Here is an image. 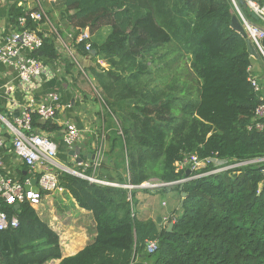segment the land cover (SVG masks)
I'll list each match as a JSON object with an SVG mask.
<instances>
[{"label":"trees","instance_id":"16d2710c","mask_svg":"<svg viewBox=\"0 0 264 264\" xmlns=\"http://www.w3.org/2000/svg\"><path fill=\"white\" fill-rule=\"evenodd\" d=\"M16 1L9 9L11 25L18 28V18L27 14L26 29L42 39L30 55L51 65L61 58L62 30L51 24L49 12V24L32 21L29 13L38 8L27 10ZM54 4L72 40L83 31L91 35L90 51L84 44L73 46L90 61L84 73L105 111L103 138L96 143L102 146L98 166L89 161L88 167H77L84 177L56 172L58 187L92 214L96 237L62 258L58 235L27 201L15 209L0 199V210L17 219L15 228L0 231V264H264V132L254 119L262 93L251 85L246 40L230 27L238 17L232 0ZM242 11L249 18L248 10ZM65 63L67 74L78 70ZM31 128L54 137L61 131L36 114ZM192 156L239 165L172 186L139 188L218 168L209 163L186 176L188 167L177 170L175 164ZM23 171L30 170L24 165ZM36 175L26 173L21 183ZM171 191L185 198L167 218L173 223L170 232L137 215L136 195ZM151 241L156 249L148 254Z\"/></svg>","mask_w":264,"mask_h":264},{"label":"crops","instance_id":"0c3cea01","mask_svg":"<svg viewBox=\"0 0 264 264\" xmlns=\"http://www.w3.org/2000/svg\"><path fill=\"white\" fill-rule=\"evenodd\" d=\"M15 1L16 0H2L0 4V46L4 44L7 36L15 30L9 19V9ZM45 1L50 8H52L50 10L48 9L50 19L52 17L54 18V10H58L54 4L55 2L49 0ZM248 13L250 22L264 29V25L259 20L251 18V13ZM61 27L63 32L62 40L69 43V36L71 33L64 25ZM106 34L107 29H102L101 35L105 37ZM59 54L61 58L51 65H46V71L40 78L38 89L35 91L34 95L42 97L51 92L58 93L61 106L58 110L57 121L54 123L60 126L62 130V125L65 122H71L82 132L80 140L72 149L75 151V157L62 151V149H66V147L62 143L61 131L56 137L51 134L48 135L52 137L58 147L56 162L73 171H75L77 167H88L89 161H92L94 166H98V162H100L101 159L100 150L102 146L100 143L98 147L96 143L102 141L103 138L105 111L99 100L98 93V99L91 98V96L86 94L84 88L86 84L84 83V85L81 79V81L77 80V71H80V69H71L70 74H67L65 62L70 61L65 56L62 48L59 50ZM78 58H80L79 55H77V59ZM82 60L84 61L85 58H82ZM84 66L88 67L89 65ZM84 66L79 64V67L83 70V73L80 71V74L88 79L84 73ZM249 71L251 77L257 81L262 93L261 98L264 99V59L259 53L258 58L255 59L251 57ZM86 81L88 84H91L89 82L90 80ZM22 88L23 87L19 85L16 79V73L12 65L5 64L0 66V157L2 162L0 177H6L16 182H21L24 175H26V173L30 174L31 172L23 171L24 164L17 158L13 151V140L4 125V121L13 124L21 106L28 100V94ZM92 91L96 92L95 89ZM87 103H90V108L85 106L88 105ZM89 141L90 146L88 145ZM103 148H105V146ZM76 158H80L81 162H77ZM165 194L167 198L171 200L170 205L160 198L161 193L154 195L140 193L136 195L137 205L135 209L137 215L143 220L153 219L157 221L158 218H161V222L157 223L167 226V218L171 216L177 209V206L180 205L179 200L181 201L182 197L175 191ZM34 209L39 218L58 235L62 258L73 256L87 245L93 243L96 232L92 214L79 208L70 194L64 189L60 188L53 193L43 194L40 204ZM58 262L59 261H51L46 264H57Z\"/></svg>","mask_w":264,"mask_h":264},{"label":"built area","instance_id":"2783aa9c","mask_svg":"<svg viewBox=\"0 0 264 264\" xmlns=\"http://www.w3.org/2000/svg\"><path fill=\"white\" fill-rule=\"evenodd\" d=\"M55 2L56 0H49ZM2 0H0V4ZM233 3V2H232ZM245 6L251 14H254L264 25V0H244ZM17 6L25 8L27 10L33 7L38 8L37 11L29 13V18L32 21L39 22L42 19L49 24L48 18L43 11L42 4L39 0H17ZM234 9L237 14V18L246 34V37L250 40L257 53H259L264 59V48H262L260 42L264 37V33L257 27L253 26L248 17L244 13L239 12L236 5L233 3ZM26 16L24 14L17 20L18 28L12 31L4 41V44L0 46V66L5 64L12 65L16 79L28 94V100L21 106L17 117L14 119V123L11 124L4 121V125L12 137L13 151L17 158L26 165L30 172L36 173L37 185L40 190L39 193H33L31 191L26 192L24 185L29 182L26 180L24 183L12 181L6 177H0V199L11 205L19 204L23 201H27L33 208L40 204V200L43 194L53 193L59 190L57 184V171H63L62 165L56 162L58 147L52 137L49 134H45L42 131L34 132L31 128V115L36 114L41 122H56L58 110L60 109V97L58 93L51 92L48 95L37 97L34 95L38 89L40 78L46 71L47 66L40 60L31 57V53L37 50L42 45V39L36 31L26 29ZM259 26V25H257ZM260 27V26H259ZM55 32V31H54ZM90 38L91 35L87 31H83L75 40H72V36H69V43L62 40L61 37L57 38L58 51L62 48L65 56L69 61L73 62L80 71L83 70L79 67L77 59V53L74 49V44H84L85 51H90ZM251 85L255 92H260V87L255 79L250 78ZM262 102L255 109L254 119L257 121L256 129L264 132V103ZM259 120H261L259 122ZM81 130L71 122H65L62 125V143L67 150H72L78 143L81 137ZM1 146V141H0ZM264 161V158L261 160ZM212 163L215 170L210 172L195 175L189 177L186 180H182L177 183H183L187 180L197 179L212 173L226 171L237 167L239 164L223 165V162L213 159L198 160L195 156L189 159H184L181 162L175 164L177 170H182L188 167L191 172L198 171L204 168L207 164ZM97 165V164H95ZM2 162L0 157V169L2 168ZM79 176H83L77 173ZM92 182H97L94 179H89ZM101 183V182H99ZM160 184L144 183L141 185L143 188L154 189ZM126 188H133L126 186ZM17 219H9L7 215L0 210V231L6 230L8 227H16ZM156 249V243L151 241L146 244V252L151 254Z\"/></svg>","mask_w":264,"mask_h":264},{"label":"water","instance_id":"95a60500","mask_svg":"<svg viewBox=\"0 0 264 264\" xmlns=\"http://www.w3.org/2000/svg\"><path fill=\"white\" fill-rule=\"evenodd\" d=\"M232 2L236 5V7H237V9H238L239 12H242V13H243V11H242V7H244L245 9H247L246 6H245L244 0H232ZM251 18H253L254 20H257V19H258L254 14H251ZM251 24H252L253 26L257 27L260 31H262V32L264 33V29H263V28L257 26V25L254 24V23H251ZM230 27H231L234 31H236L237 33H239L242 37L245 38V40H246V45H247V51H248L250 57H253V58H255V59L258 58V53H257V51L255 50V48H254V46L252 45V43L250 42V40L246 37V34H245V32H244V30H243V28H242V26H241V24H240V22H239V20H238V18H237L236 16H233V17H232V19H231V21H230ZM260 44H261L262 48H264V37H263V39L261 40ZM92 53H94V52H92ZM69 154H70L71 156H73V157L76 156L74 150H71V151L69 152ZM76 160H77V162H81V159H80V158H76ZM63 171H64V172H67V173H69V174H72V175L79 176L75 171H73V170H71V169H69V168H66V167L63 168ZM189 173H190V171L187 170V171H186V176H188ZM79 177H82V176H79ZM37 181H38L37 177H33V178H31V179L29 180V182L23 186V187H24V190H25L26 192L31 191V192H33V193H39L40 190H39V188H38ZM175 184H178V183H172V184H160V185H158V186L155 187V188L167 187V186H172V185H175ZM139 188H143V187L140 186ZM181 197H182V198H181V205H182V202H183V200H184V198H185V193H182V194H181ZM18 208H19V204H16V205H15V209H18ZM157 222L160 223V222H161V218H158V219H157ZM172 227H173V223H172V222L168 223V224H167V229H166V231H167V232H170V231L172 230Z\"/></svg>","mask_w":264,"mask_h":264},{"label":"rangeland","instance_id":"374dc122","mask_svg":"<svg viewBox=\"0 0 264 264\" xmlns=\"http://www.w3.org/2000/svg\"><path fill=\"white\" fill-rule=\"evenodd\" d=\"M42 7H43V11L45 12V13H47L48 12V9L50 10V9H52V8H50V6L47 4V2L46 1H43L42 2ZM54 9H56V8H54ZM60 11L59 10H54V14L53 15H55V17L53 18H51V19H53L52 21V25L53 26H57V27H59L60 29L62 28L61 26H62V22H61V19H60ZM50 16V15H49ZM50 29H51V27H50ZM52 30V29H51ZM79 60V64L81 65V66H84V65H90V61L87 59V58H85V60L83 61L82 60V58L80 57V58H78ZM85 67V66H84ZM86 68V67H85ZM81 72L80 71H77V80H82V83L85 85L84 86V88H85V91H86V94H88L89 96H91V98H94V99H98V96H97V91L96 92H94V91H92L93 89H95V84L93 83V82H91V80L88 78V79H86V78H84V76H82L81 74H80ZM79 74V75H78ZM81 76V77H80ZM79 78V79H78ZM80 80V81H81ZM86 80H90L89 82L91 83V84H88V82L86 81ZM85 81V82H84ZM88 92V93H87ZM88 105H85V106H88L89 108H90V106H89V104L90 103H87ZM62 151L64 152V149H62ZM160 198L162 199V200H165L166 202H168V204L170 205L171 204V200L170 199H168L167 198V195L165 194V193H161V195H160ZM179 202H180V200H179ZM161 209H163L161 206H159Z\"/></svg>","mask_w":264,"mask_h":264}]
</instances>
